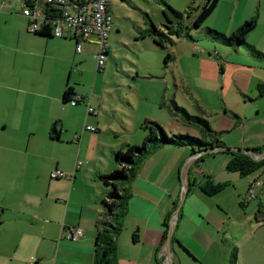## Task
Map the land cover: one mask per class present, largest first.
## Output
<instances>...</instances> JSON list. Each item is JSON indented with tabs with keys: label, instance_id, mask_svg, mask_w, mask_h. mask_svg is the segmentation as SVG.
I'll return each instance as SVG.
<instances>
[{
	"label": "crops",
	"instance_id": "obj_1",
	"mask_svg": "<svg viewBox=\"0 0 264 264\" xmlns=\"http://www.w3.org/2000/svg\"><path fill=\"white\" fill-rule=\"evenodd\" d=\"M256 1V9L250 7L246 16L241 14L237 19L238 8L248 9L251 2L242 6L241 0H232L237 7L229 18V27L235 32L246 21L257 17V26L247 37L249 43L246 41L244 45L264 56L256 43L259 34L258 41L264 44V0ZM5 6L7 4L3 8ZM25 19L24 22L13 15L3 16V23L7 25L17 21L15 25L10 24L20 37L17 47H11V40L5 41L3 23H0V262L95 264L96 224L105 213L102 200L109 192L100 176L117 169L115 152L144 143L147 133L142 127L146 120L163 126L164 120L151 113L143 114L134 131L124 128L122 132H128L127 137L119 140L118 136V140L108 142L104 139L105 117L100 115L107 101L102 97L87 99L77 94L70 84L73 73L84 62L83 50L77 53L76 41L66 37L30 33L29 20ZM227 47L239 53L242 46ZM6 51L31 58L27 67L35 62L50 63L55 64L57 72L45 82L31 83L28 77H18L15 70L1 63ZM68 87H73L77 97L83 99L76 106L70 103L66 107L64 96ZM10 93L16 94L14 107L3 110V104L10 103ZM148 101H140L139 105H149ZM129 104L136 108L133 100L129 99ZM45 107L49 111L41 112ZM89 108L94 110L93 114L88 113ZM36 113L37 122L33 120ZM87 126L96 131L86 130ZM23 136H28L26 143ZM221 139L223 141L222 134ZM201 155H193L188 147L162 145L148 157L127 186L131 199L123 231L117 237L119 264L169 263L166 242L163 243L166 223L172 231L174 264H204L210 252L221 249L223 239H219L218 234L228 224L227 213L221 200L210 203L214 197L199 191L197 184L202 178L212 176L215 180L216 175L194 170ZM229 161V158L222 159V167ZM78 162H82V167L77 170ZM190 169L195 184L189 190ZM57 171L62 172L64 178L52 179ZM217 179L216 182H223L220 177ZM183 186L187 187L186 196ZM182 200V209L175 216ZM187 203H191L189 207ZM71 228L83 231L77 241L65 238V231ZM135 234L137 242L133 240Z\"/></svg>",
	"mask_w": 264,
	"mask_h": 264
},
{
	"label": "rangeland",
	"instance_id": "obj_2",
	"mask_svg": "<svg viewBox=\"0 0 264 264\" xmlns=\"http://www.w3.org/2000/svg\"><path fill=\"white\" fill-rule=\"evenodd\" d=\"M107 2L113 18L109 38L110 56L105 60L103 71L97 73V38L91 37L89 42L83 43L84 62L73 73L70 83L77 94L87 99L102 97L107 101L100 112L103 119L105 117L104 139L110 142L118 140V136L119 140L127 137L128 132H122L124 128L134 131L143 114L147 113L164 120V126L159 124L170 137L189 135L206 139V132L191 123L186 113L177 109L176 102L190 116L206 119L215 132L222 134L226 147L262 149L264 152V97H260L258 90L259 85L264 84V56L254 53L247 45H242L239 53L227 47L229 43L225 37L233 33L229 18L237 7L232 4V0H220L215 13L200 28L192 24L207 0ZM246 2H251L249 8H238L237 19L241 14L246 16L250 7L254 10L258 5L256 0H241L242 6ZM15 3L16 0H0L1 24L3 16L7 15L26 21L23 5L17 4L15 8L8 6ZM163 3L184 15L185 32L181 37L169 33L170 27L176 26L167 22ZM4 4L7 6L3 8ZM11 23L15 25L17 21L2 24L3 33L5 41L11 40V47H17L20 37L11 28ZM154 25L162 33L160 37L152 34ZM187 26L191 27L190 31ZM259 38L258 34L257 49L264 53V44L258 41ZM5 53L1 63L15 70L18 77H28L31 83L45 82L57 72L55 64L35 62L27 67L31 58H23L8 51ZM8 96L10 103L3 104V110L14 107L16 94L10 93ZM129 99L134 101L133 106L136 108L130 106ZM147 99L149 105H139L140 101ZM91 107L98 113L94 104ZM48 111L47 107L41 109L44 113ZM33 120H39L37 113ZM27 137H22L23 142L26 143ZM224 158L231 159L232 156L229 153L208 155L194 168L197 173L204 170L213 172L216 181L220 177L223 182L230 184L210 201L221 200L228 224L218 234L219 239H223L221 249L210 252L204 264H264V221L257 219L260 206L264 204V166L254 174L242 177L228 172L227 165L222 167ZM204 181L205 177L202 178ZM253 181L260 185L254 197L250 198L249 190Z\"/></svg>",
	"mask_w": 264,
	"mask_h": 264
},
{
	"label": "trees",
	"instance_id": "obj_3",
	"mask_svg": "<svg viewBox=\"0 0 264 264\" xmlns=\"http://www.w3.org/2000/svg\"><path fill=\"white\" fill-rule=\"evenodd\" d=\"M219 3L220 0H207L205 6L201 9L200 14L193 22V27L200 28L202 24L215 12ZM163 4L165 6L163 13L167 22L172 26H176V28L170 27L171 30L169 33L177 34L179 37H181L185 32V25L183 22L184 15L166 3ZM257 23V17L246 21L229 37H225L226 41L229 43L228 45L242 46L246 44L248 35L255 30ZM190 28V26H187V30L190 31ZM151 30L155 37H160L162 35V33L157 30L155 25ZM36 35L54 37L51 27H46L42 32H39ZM187 35L190 36V33L188 32ZM155 41L156 43H159L157 40ZM100 72L102 71H97V73ZM258 90L260 97H264V84H260ZM76 99L77 95L74 92V88L68 87L64 96L65 103H70L72 100ZM80 101H83V99L80 98ZM175 105L177 106L178 110L186 113V117L191 123L201 127L206 132V139L194 138L189 135H174L170 137L158 122L146 120L142 127L147 133L144 143L139 146L129 145L125 150L115 152L114 157L118 169L109 175L100 176V179L104 182V185L109 188V192L106 196V199L102 200V205L105 207V213L101 218H99L96 224L97 237L95 248V264H119L117 256V237L123 231L124 218L127 216L128 202L131 199V195L127 191V186H129L130 183L136 178L145 161L158 147H161L162 145L188 147L192 150L193 155L202 154L196 162V167L204 161L206 156L215 155V153H210V150L218 147H226L225 143L221 139V134L215 132L210 127V124L206 119L202 117H192L186 112V110L184 111V109L178 107L176 103ZM249 150H252L256 155H262V149ZM221 153H229L232 156L229 163L227 164V171L230 173H237L242 177L250 176L264 166V159L256 161L252 157L243 153ZM188 174V189L190 190V187L195 184V182L192 181L193 173L191 169L189 170ZM197 185L200 191L208 197H215L230 186L228 182H215L212 176H205V181L198 183ZM178 207L179 206H177L176 210ZM257 219L258 221H264V204L260 206ZM166 227L167 229L163 238V243L167 241L170 233L169 223H166ZM133 240L134 242H137V234L133 236ZM233 264H235V262H233Z\"/></svg>",
	"mask_w": 264,
	"mask_h": 264
},
{
	"label": "built area",
	"instance_id": "obj_4",
	"mask_svg": "<svg viewBox=\"0 0 264 264\" xmlns=\"http://www.w3.org/2000/svg\"><path fill=\"white\" fill-rule=\"evenodd\" d=\"M17 4L23 5V15L29 20L30 33L37 34L46 27H51L55 38L66 37L76 40V51L79 54L82 53L83 43L89 42L91 37H96L97 71H103L110 52L109 38L113 27V18L107 0H16L15 5ZM78 101L80 102V97L70 103L76 106ZM88 113L93 114L94 110L89 108ZM86 130L95 132L96 128L87 126ZM81 167L82 162H78L76 169ZM52 178H64V174L57 171L52 174ZM259 185V182H252L249 190L250 198ZM172 222L174 229L175 219ZM82 235L83 231L80 228L65 231V238L72 241H77Z\"/></svg>",
	"mask_w": 264,
	"mask_h": 264
},
{
	"label": "water",
	"instance_id": "obj_5",
	"mask_svg": "<svg viewBox=\"0 0 264 264\" xmlns=\"http://www.w3.org/2000/svg\"><path fill=\"white\" fill-rule=\"evenodd\" d=\"M53 135L56 134L55 130L53 129ZM210 153H221V152H234V153H243L246 154L250 157H252L253 159H255L256 161H260L262 159H264V152L262 153V155L260 157H256V155L254 154V152L252 150L249 149H245V150H240V149H230L227 147H223V148H214L212 150L209 151ZM186 192H187V187L183 186V195L186 196ZM185 198V197H184ZM184 202L182 200V202L180 203L177 211H176V216L179 215L182 206H183ZM171 236H172V231H170L168 239L166 241V257L169 261V264H174V261L172 259V251H171Z\"/></svg>",
	"mask_w": 264,
	"mask_h": 264
}]
</instances>
